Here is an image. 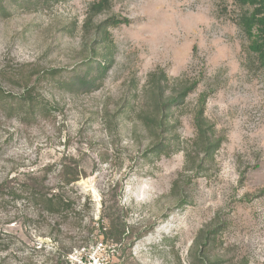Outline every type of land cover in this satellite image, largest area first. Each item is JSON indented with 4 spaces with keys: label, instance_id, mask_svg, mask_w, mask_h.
Instances as JSON below:
<instances>
[{
    "label": "rangeland",
    "instance_id": "obj_1",
    "mask_svg": "<svg viewBox=\"0 0 264 264\" xmlns=\"http://www.w3.org/2000/svg\"><path fill=\"white\" fill-rule=\"evenodd\" d=\"M98 1L0 0V264H82L100 235L91 264H264V64L239 22L252 8L109 0L93 14ZM110 17L127 23L99 32ZM104 61L101 78L89 70ZM161 73L167 93L191 85L162 137L141 120ZM63 167L79 179L62 183ZM35 188L75 210L36 219ZM111 220L126 225L119 240Z\"/></svg>",
    "mask_w": 264,
    "mask_h": 264
},
{
    "label": "trees",
    "instance_id": "obj_2",
    "mask_svg": "<svg viewBox=\"0 0 264 264\" xmlns=\"http://www.w3.org/2000/svg\"><path fill=\"white\" fill-rule=\"evenodd\" d=\"M238 3L242 6H249L252 8L251 12L245 13L240 17V25L241 28L249 40V49L252 53H254L261 64H264V0H237ZM109 5V0H99L94 3L91 7L93 14L101 12V10L106 9ZM126 19H117L114 17H110L106 19L102 25L98 27V31L102 32L100 28H104V31L108 27H117L122 24H126ZM105 41V38H102ZM91 53L95 54V50H91ZM107 61L100 64L97 63L95 67H91L92 62L88 64L89 70L94 68L96 71L98 70L99 76L102 77L107 70ZM151 81L147 90L145 91V97L148 99V103L151 104L152 110H148L141 117L142 122L148 128H153L158 131V133L164 136L167 130V120L173 108L179 104H182L189 91L190 87L177 86L174 88L173 92L167 93L166 87L168 83V79L164 73L159 74L155 77V74H151ZM94 83V78L90 76H84L79 81V85L82 87H89ZM30 89L23 94L22 102L27 104L29 109L33 108L34 105H37V102L31 96L29 92ZM154 118L156 120L155 124ZM195 128L197 131V147H200L205 155H210L212 150L215 148V141L212 139L211 128L207 123L206 119L203 118L202 110H200L195 117ZM164 141V140H163ZM160 146L157 149H153L154 152H159ZM165 148V147H163ZM62 174L65 176H71L72 178L69 180H62V183L65 185L76 182L79 179V176L76 174H72L65 170V167L62 168ZM38 186V184L36 185ZM28 198L36 209V216L43 218L44 216H57L62 219L61 223H56L54 226H59L66 221V217L70 212L75 210L74 203L71 199L65 197L62 192L58 193H47L43 192L40 189H31L28 193ZM116 220V219H115ZM37 222V221H35ZM53 226V227H54ZM102 230H106L105 227H100ZM126 225L123 223H117L116 221L111 220V226L109 231L105 234L107 237L115 238V240H119L121 236L126 234ZM104 244H107V240L104 239L102 235L100 237ZM109 244V243H108ZM111 245V244H110ZM81 249H86L85 247H81ZM68 252H66L64 257H67ZM51 255V254H50ZM56 264H60L56 262Z\"/></svg>",
    "mask_w": 264,
    "mask_h": 264
},
{
    "label": "built area",
    "instance_id": "obj_3",
    "mask_svg": "<svg viewBox=\"0 0 264 264\" xmlns=\"http://www.w3.org/2000/svg\"><path fill=\"white\" fill-rule=\"evenodd\" d=\"M97 243L99 244L100 247H105L106 246V244H104L102 242V240H100V241H95V243H94L95 245L93 244L88 249L87 248L86 249H82L83 252H84V254H83L84 256L81 257V259H83V261H81L82 264H91L92 261L95 260V258H93L94 251L91 252V250H93V247L96 246ZM103 258H99L98 261H101V262H99V264H110V262H109L110 259L106 258V259L103 260Z\"/></svg>",
    "mask_w": 264,
    "mask_h": 264
}]
</instances>
